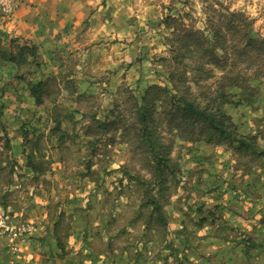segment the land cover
I'll return each mask as SVG.
<instances>
[{
	"label": "rangeland",
	"instance_id": "rangeland-1",
	"mask_svg": "<svg viewBox=\"0 0 264 264\" xmlns=\"http://www.w3.org/2000/svg\"><path fill=\"white\" fill-rule=\"evenodd\" d=\"M81 1L88 18L72 44L2 29L29 0L9 15L0 7V264H218L225 245L261 264L263 246L246 232L264 233V81L251 85V104L224 108L243 147L177 143V184L152 193L159 211L143 206L141 180L151 176L124 130L135 123L134 98L171 89L172 70L187 72L194 91L193 78L208 75L184 59L182 40L219 34L234 46L222 26L233 15L264 37V0ZM214 75L201 85L217 90ZM205 169H222L213 178L232 185L234 202L229 188L206 197Z\"/></svg>",
	"mask_w": 264,
	"mask_h": 264
},
{
	"label": "trees",
	"instance_id": "trees-1",
	"mask_svg": "<svg viewBox=\"0 0 264 264\" xmlns=\"http://www.w3.org/2000/svg\"><path fill=\"white\" fill-rule=\"evenodd\" d=\"M233 17L232 20L226 18L222 26L235 33L238 38L236 45L229 46L227 37L223 39L219 34H214L212 39L193 36L190 41L182 40L179 45L178 50L185 54L184 59L196 63L194 70L208 73L207 76L193 78L197 91L187 85L188 73H180L177 69L169 75L173 84L171 89L156 85L142 97L134 98L135 123L131 127L126 125L124 131L131 136L130 140L143 156L151 176L150 180H141L146 187L145 198L150 196L143 204L144 208L154 206L159 211V200L152 193L159 189L163 194L174 183L177 184L179 168L173 155L178 142L204 141L214 145L237 142L241 147L246 144L238 137L232 117L224 108L251 104L254 100L255 89L251 85L254 81H264V37L254 36L250 25H240L238 17ZM240 60L247 64L243 69L237 65ZM206 66L211 68L205 69ZM185 67L189 68L188 65ZM214 69L222 74L217 90L213 86L201 85L215 77ZM42 102V97L38 96V103ZM159 108L161 118L156 116ZM101 126L107 128V124ZM164 126L167 136L160 130ZM165 137L169 139L166 141Z\"/></svg>",
	"mask_w": 264,
	"mask_h": 264
},
{
	"label": "crops",
	"instance_id": "crops-1",
	"mask_svg": "<svg viewBox=\"0 0 264 264\" xmlns=\"http://www.w3.org/2000/svg\"><path fill=\"white\" fill-rule=\"evenodd\" d=\"M31 5H26L20 8L14 16V19L11 23L6 24L4 27L2 24L1 27L4 30H8L13 32L15 36L19 35L22 37H27L32 39L35 43L38 44H47L49 41H52L54 38L56 39V44H65L66 42L73 39L76 34H78V25H83L84 20L88 18L89 8L88 2H84L81 0H29ZM9 25V27L7 26ZM30 30V32L28 31ZM72 44V43H71ZM204 142V141H201ZM203 148H206L207 151H213L211 146L214 144H208L207 142L203 143ZM210 154V153H208ZM213 159V158H212ZM219 167V166H218ZM203 169L204 167L201 166ZM220 168V167H219ZM218 169H214V171H209V169H205L203 173L205 174L202 177L201 184L199 185V189L204 190H220L224 192L226 189L225 196H229L231 200L230 202H234L237 198L232 193V186L230 183H226L225 180L216 181L215 174L218 172L222 175V169L217 171ZM224 176L228 177V171L223 170ZM203 175V174H202ZM220 179V178H218ZM207 197L208 192L204 193ZM224 196V197H225ZM234 196V197H230ZM202 200H208L205 197H202ZM228 216L233 214L232 211H227ZM229 220H233V217H228ZM248 231L246 232L248 236H251L253 241H256L258 244L263 246L261 257L258 259H262L261 264H264V233L258 234L257 228H251L247 226ZM246 229V230H247ZM218 244V243H217ZM229 245H225L224 249H219L216 254H221L224 259V262H219L218 264H247V258L244 255L243 250L240 248L239 251L229 249ZM236 247V246H235ZM241 253L240 260H234L237 253ZM246 260V263L244 262ZM259 263V262H258ZM249 264H251L249 262Z\"/></svg>",
	"mask_w": 264,
	"mask_h": 264
},
{
	"label": "built area",
	"instance_id": "built-area-1",
	"mask_svg": "<svg viewBox=\"0 0 264 264\" xmlns=\"http://www.w3.org/2000/svg\"><path fill=\"white\" fill-rule=\"evenodd\" d=\"M25 0H0V7L4 14H11Z\"/></svg>",
	"mask_w": 264,
	"mask_h": 264
}]
</instances>
